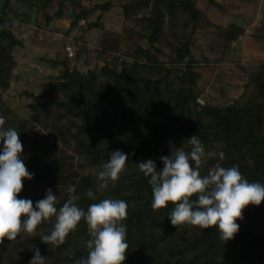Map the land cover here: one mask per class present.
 Wrapping results in <instances>:
<instances>
[{"label": "trees", "instance_id": "obj_1", "mask_svg": "<svg viewBox=\"0 0 264 264\" xmlns=\"http://www.w3.org/2000/svg\"><path fill=\"white\" fill-rule=\"evenodd\" d=\"M55 1L40 3L45 10ZM57 1L56 18L64 16L66 4L78 9L71 13L72 28L100 13L88 28L101 31L99 50L105 55L121 53L126 34L144 44L138 43L132 53H126L131 61L106 63L98 72L82 74L70 69L68 57L51 61L62 69L43 95L45 102H38L44 125L56 131L50 139L39 127L40 112L30 119L14 117L3 98L10 88L16 66L13 51L19 43L12 39L13 21L0 12V116L5 118L6 128L19 132L24 149L21 158L33 173L32 180L24 181L18 198L31 199L35 205L51 189L58 195L59 207L68 199L72 185L80 197L77 204L85 211L103 199L126 201L130 205L124 221L129 250L124 264H264V203L244 210L243 219L237 221L239 232L227 242L220 239L218 227H174L168 216L175 206L153 210L150 178L136 166L151 159L159 171L163 168L159 149L164 150L163 156L169 155L171 142L189 150L187 139L197 135L206 151L215 148L225 154L222 166H239L249 182L264 184V63L249 71L242 95L232 104L197 103L201 79L197 68L207 65L205 56L193 58L197 36L205 37L207 48L215 46L216 52L219 39H224L228 48L244 28L214 25L199 8L201 0H107L96 5L91 0ZM204 1L219 6L214 0ZM118 7L125 27L121 33L107 31L104 15ZM43 17L51 20L46 12ZM72 144L75 152L69 155L65 148ZM117 149L128 154V166L116 182L101 189L96 173L108 161V153ZM218 162L216 157L207 158L201 174ZM88 190L95 193L94 199L86 195ZM54 223L53 217L45 220L35 235L22 233L15 241L5 239L0 255L7 256L6 264H15L8 255V247L13 245L17 249L37 247L51 258V264H75L87 258L91 237L86 221L59 246L40 239L42 234H50Z\"/></svg>", "mask_w": 264, "mask_h": 264}, {"label": "clouds", "instance_id": "obj_2", "mask_svg": "<svg viewBox=\"0 0 264 264\" xmlns=\"http://www.w3.org/2000/svg\"><path fill=\"white\" fill-rule=\"evenodd\" d=\"M5 124V118L0 116V246L5 239L15 241L22 233L35 235L38 227L53 217L55 223L50 234H42L40 239L45 244L59 246L83 220L91 237L87 241L88 255L75 264H124L129 250L124 221L130 205L121 199H103L89 205L85 211L78 206L80 197L72 185L68 187V199L59 207L58 195L51 189L35 205L31 199L18 198L24 181L32 180L33 173L21 158L24 149L19 132L6 128ZM187 143L189 150L170 142L171 152L160 158L163 168L159 171L151 159L136 165L150 178L151 206L153 210H160L173 204L174 210L168 218L174 227H218L221 240H232L240 230L237 221L243 219L244 210L264 203V184L249 182L239 166H222L225 154L215 148L206 151L197 135L187 139ZM213 157L220 162L202 175V163ZM127 166L128 154L118 149L109 152L108 161L96 173L99 188L106 189L109 182H116ZM86 195L95 198L92 190ZM33 251L35 254L29 264H45L47 259L41 256L40 250Z\"/></svg>", "mask_w": 264, "mask_h": 264}, {"label": "rangeland", "instance_id": "obj_3", "mask_svg": "<svg viewBox=\"0 0 264 264\" xmlns=\"http://www.w3.org/2000/svg\"><path fill=\"white\" fill-rule=\"evenodd\" d=\"M106 1L91 0V3L96 5ZM246 2L248 4L244 5L242 11L238 9L242 16L233 23H251L256 18L257 9L260 6V23L257 29L264 26V0H246ZM0 12H5L13 21L14 39L19 43L13 51L16 66L12 71L10 88L3 92V98L8 107L11 108L14 117L30 119L37 112H40L41 124H39V127L44 135L50 139H53L56 131L44 125L43 109L38 105V102L40 104L45 102L43 95L49 89L52 79L58 77L62 69V66L54 65L51 61L64 60L68 57L67 49L71 48L74 56L73 58L68 57L70 69H77L82 74H87L92 70L98 72L106 63L112 64L117 60L131 61L130 58H126L128 57L126 53H132L135 46L141 43L138 39H133L126 34L124 35L125 43L121 53L103 54L99 50L101 31L96 28H88L89 23L97 21L100 13L92 14L89 21H85V25L81 26L80 21L77 27L72 28L71 13H77L78 9L71 4H66L64 16L56 18L54 14L58 12L57 0L45 10L42 8L40 0H9L8 2L7 0H0ZM44 12L51 17V20L43 17ZM103 21L107 31L121 33L125 27L122 10L119 7L106 13ZM256 35L264 45V31L260 32L259 30ZM198 42L197 48L193 50V58L197 60L205 56L207 65L197 68V71L201 73V79L198 81L199 95L197 103L200 106L203 105L201 101L217 106L232 104L242 95L244 86L250 79L249 71L254 66L246 68V72L236 71L229 74V70L224 68L227 64L221 66L218 62H215L217 58L216 54H213L215 46L207 48L205 37H200ZM232 52L234 50L230 51L228 49L227 55ZM236 65L240 66L239 62ZM245 67L247 66L242 65L238 69ZM59 98L63 99V96L60 95ZM49 121L51 125L53 119ZM65 123L63 121V124ZM58 141L60 140L58 139ZM65 149H67L69 155L75 152L73 144L66 146ZM35 248L37 247L26 246L17 249L13 245L8 247V255L15 264H29ZM41 256L47 259L45 264H51L50 257L44 254H41ZM6 263L7 256L0 255V264Z\"/></svg>", "mask_w": 264, "mask_h": 264}, {"label": "crops", "instance_id": "obj_4", "mask_svg": "<svg viewBox=\"0 0 264 264\" xmlns=\"http://www.w3.org/2000/svg\"><path fill=\"white\" fill-rule=\"evenodd\" d=\"M214 1L219 5L218 7L209 6L204 0H201L198 4L199 8L206 13L211 23L219 27L236 25L244 28L243 34L239 36L236 41L232 42L228 48H225L224 39H219L217 51L215 53L217 57L215 62H218L221 66L227 64L224 68L229 70V74L236 71L246 72V68L264 63V45L256 35L259 30L260 32L264 31V26H260V28L257 29L260 23L259 15L261 14V7L259 6L257 9L256 18L253 19L251 23H243V25L233 22H236L242 16L238 9L242 11L244 5L246 6L248 4L246 0ZM248 31H252V33L250 34ZM200 37L201 35L197 36L198 41ZM228 49L230 51L234 50V52L227 55ZM237 62H239L240 66L236 65ZM242 65H246L247 67L238 69L241 68Z\"/></svg>", "mask_w": 264, "mask_h": 264}, {"label": "built area", "instance_id": "obj_5", "mask_svg": "<svg viewBox=\"0 0 264 264\" xmlns=\"http://www.w3.org/2000/svg\"><path fill=\"white\" fill-rule=\"evenodd\" d=\"M80 25H81V26L85 25V21H84V20H82V21L80 22ZM248 33H250V34H251V33H252V31H248ZM67 51H68V57H69V58H73L74 54L72 53V50H71V48H68V49H67ZM198 102H200V100H198ZM201 104H203V105H204V102H202V101H201Z\"/></svg>", "mask_w": 264, "mask_h": 264}, {"label": "water", "instance_id": "obj_6", "mask_svg": "<svg viewBox=\"0 0 264 264\" xmlns=\"http://www.w3.org/2000/svg\"><path fill=\"white\" fill-rule=\"evenodd\" d=\"M12 39L15 41L14 37ZM158 152H159L160 158H161L163 156V154H164V150L163 149H159Z\"/></svg>", "mask_w": 264, "mask_h": 264}]
</instances>
